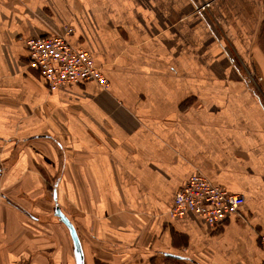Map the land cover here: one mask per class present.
Wrapping results in <instances>:
<instances>
[{
    "label": "crops",
    "instance_id": "0c3cea01",
    "mask_svg": "<svg viewBox=\"0 0 264 264\" xmlns=\"http://www.w3.org/2000/svg\"><path fill=\"white\" fill-rule=\"evenodd\" d=\"M65 25L107 89L49 90L28 66L21 38ZM196 171L244 198L220 227L192 212L168 217ZM54 202L76 228L84 264L110 243L120 251L104 257L116 264L126 254L141 259L128 264H262L260 0H0V264H46L32 252L41 243L54 251ZM41 221L52 244L33 228ZM46 256L54 264V252Z\"/></svg>",
    "mask_w": 264,
    "mask_h": 264
},
{
    "label": "built area",
    "instance_id": "2783aa9c",
    "mask_svg": "<svg viewBox=\"0 0 264 264\" xmlns=\"http://www.w3.org/2000/svg\"><path fill=\"white\" fill-rule=\"evenodd\" d=\"M260 6L264 22V0H260ZM72 31L71 25H65L60 34L22 37L28 53V66L42 74L49 90L88 81L107 89L109 82L92 54L69 43L68 36ZM243 203L242 195L230 192L196 171L176 190L167 213L170 220H177L192 212L207 225L220 227L227 218L239 212ZM258 239L264 250V232L260 233Z\"/></svg>",
    "mask_w": 264,
    "mask_h": 264
},
{
    "label": "rangeland",
    "instance_id": "374dc122",
    "mask_svg": "<svg viewBox=\"0 0 264 264\" xmlns=\"http://www.w3.org/2000/svg\"><path fill=\"white\" fill-rule=\"evenodd\" d=\"M203 6V8H202ZM209 7V2H204L200 8L202 9H206ZM18 192L15 191V194H17ZM18 195V194H17ZM24 197L23 200H26V206L32 208L33 210H36V208L33 205L34 201H37V195H28V196H21ZM61 207V206H60ZM62 211L64 212V214H66L67 216V212L63 209V207H61ZM50 211V209H49ZM48 222L45 221H41L38 223H34L33 224V228L38 230V235H40V241L42 242L43 240L45 242L51 241L52 237H49V233L48 232H44L42 224H47ZM73 223V222H72ZM28 225V224H27ZM8 243H10L9 245L12 246L13 244L16 243L15 239H13V237H11L10 239H8ZM49 244H52L50 242H48ZM84 243L87 247V238H84ZM55 244V245H54ZM54 264H66L68 258L70 259L72 255V243L70 240V237L68 235V232L66 230V228L58 221V219L54 216ZM44 243L38 244L36 248H34L32 255L35 258L36 262H38L39 260L43 261L46 264L50 263L49 258L46 256V252H49V254H52L51 251L53 249V247H46ZM117 246H115V244H105L104 246V252H102L101 254V260L98 259V255H95V251H94V247L91 253H88V264H116V260L112 259L111 257H104L107 253V255L110 254V252H113V250H116L117 252H119L120 250L115 249ZM112 248V249H111ZM43 251V252H42ZM116 252V254H117ZM48 254V253H47ZM41 255V256H40ZM40 256V257H39ZM53 255H51L52 257ZM63 257V258H62ZM126 259H123L120 261L121 258L118 259V264H128L129 260L132 259H136V260H141L140 257L138 256V254H134V256L132 257V255H127L126 254ZM92 258V260H90ZM60 259L59 262H57V260ZM64 259V260H63ZM63 260V261H62ZM90 260V262H89ZM128 260V261H127ZM135 260V261H136ZM65 261V262H64ZM92 261V263H91ZM141 262V261H140Z\"/></svg>",
    "mask_w": 264,
    "mask_h": 264
},
{
    "label": "water",
    "instance_id": "95a60500",
    "mask_svg": "<svg viewBox=\"0 0 264 264\" xmlns=\"http://www.w3.org/2000/svg\"><path fill=\"white\" fill-rule=\"evenodd\" d=\"M52 213L58 219V221L66 228L68 232L72 243V252L75 264H84L83 251L74 224L66 216V214H64V212L61 210L60 206L56 202H54Z\"/></svg>",
    "mask_w": 264,
    "mask_h": 264
}]
</instances>
